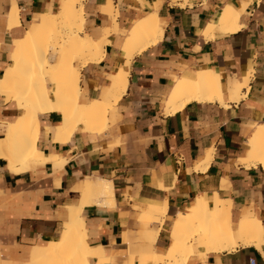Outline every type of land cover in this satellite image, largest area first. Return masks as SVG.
Returning a JSON list of instances; mask_svg holds the SVG:
<instances>
[{
    "label": "crops",
    "instance_id": "0c3cea01",
    "mask_svg": "<svg viewBox=\"0 0 264 264\" xmlns=\"http://www.w3.org/2000/svg\"><path fill=\"white\" fill-rule=\"evenodd\" d=\"M108 1L81 0L79 35L105 43L94 60L74 53L70 73L78 76L77 100L83 105L102 99L120 68L128 71L127 88L107 109L102 130H88L77 122L67 137L57 138L54 131L62 112L47 109L38 115L35 140L42 157L16 164L0 158V264H30L32 247L58 240L65 206L80 197L71 189L87 177L112 182L114 204H85L80 217L88 244L108 251L114 264L127 261L122 263L127 244L130 251L147 240L152 243L143 253L147 248L166 250L177 212L198 196L211 205L215 195L229 199L233 210L254 213L263 250L237 246L209 253L204 261L250 264L253 258L254 264H264V169L260 163L242 161L250 157L248 137L264 129V0H110L112 9L102 11ZM61 3L0 0V78L11 64L13 42L34 32L42 12L58 13ZM225 5L238 9L239 28L214 30L206 37L202 32L207 23ZM12 10L16 19L10 18ZM151 12L159 17L161 37L134 52L126 66L120 47L129 24ZM59 56L57 49H52L51 59L45 52L52 69ZM201 70L218 74L224 103L192 100L165 113L162 106L172 81ZM245 75L248 86L239 98L229 99V91ZM43 86L54 87L49 80ZM25 106L0 92V138ZM148 201H165V213L150 211ZM134 262L139 264L138 259ZM200 262L195 254L188 258V263Z\"/></svg>",
    "mask_w": 264,
    "mask_h": 264
},
{
    "label": "bare ground",
    "instance_id": "6f19581e",
    "mask_svg": "<svg viewBox=\"0 0 264 264\" xmlns=\"http://www.w3.org/2000/svg\"><path fill=\"white\" fill-rule=\"evenodd\" d=\"M111 9L110 0L105 6L102 5V11ZM10 18H17L15 10L10 12ZM82 19L81 0H62L58 13L42 12L34 22V32L25 34L22 40L14 41L11 46V64L0 78V92L22 100L26 104L25 107L20 108L18 117L11 122L5 135L0 138V158H6L11 164L34 160L42 155L35 147L39 132V113L47 109L61 110V124L54 131L57 138L67 137L73 132L77 122L85 123L88 130H99L105 124L107 109L127 88L128 71L120 68L112 75L111 84L103 92L102 99H94L87 105L78 102V76L70 73V58L74 53H79L84 59H97L103 52L105 43V40L102 44L101 40L92 41L87 35L83 37L79 35ZM238 22V9L225 5L216 15L215 21L207 23L202 33L207 37L212 36L214 30L224 33L234 31L240 26ZM70 23L75 26L71 24L68 29H64L68 32L72 31L70 37L68 35L66 37L68 39L65 38L61 43L62 45L64 42L70 43L67 49L64 48V52L58 47L60 45L58 39L53 40L54 45L51 49L56 51L58 47L62 53H58L60 56L55 68L52 69L46 62L45 50L41 48L50 38H59V34H64L65 31L60 33L59 28ZM161 34L156 12L134 18L120 47L125 56L124 64L129 66L134 55L133 50L136 49L135 52L139 53L155 43ZM56 43L59 45L57 46ZM47 80L53 83L52 89L44 88L43 84ZM248 80L249 76L245 75L235 91H229L228 98L231 100L239 98L242 89L248 86ZM170 86L171 90L162 106L163 111L168 114L182 109L192 100L223 102L218 74L210 70L198 71L192 77L175 78ZM109 98L112 99L111 102L107 101ZM29 103L34 105L29 106ZM247 142L251 146L250 157L242 161L260 163L264 169V129H257L248 137ZM48 156L46 158L50 160L51 157ZM52 160L51 158L50 161ZM71 190L79 193L80 197L65 206V212L61 215L62 236L58 240L48 241L46 246L32 247L30 264H114L108 251L101 250L98 245L88 244L80 217L81 208L85 204H114L112 182L100 177H87L84 181L75 184ZM86 195L88 199L80 204L78 200ZM230 202L229 199L215 195L214 201L209 205L204 198L198 196L185 211L177 212L170 227V243L166 250L155 252L152 248H147L139 255V264H194L188 263V258L193 254L201 259L198 264H208L204 258L209 253L230 251L237 246L254 245L262 251L260 221L248 209L233 210ZM147 207L154 213L164 214L167 205L165 201L150 203L148 201ZM189 235L192 239H189ZM126 249L128 252V244ZM130 256L124 264H135ZM90 259H93L92 263L89 262Z\"/></svg>",
    "mask_w": 264,
    "mask_h": 264
},
{
    "label": "rangeland",
    "instance_id": "374dc122",
    "mask_svg": "<svg viewBox=\"0 0 264 264\" xmlns=\"http://www.w3.org/2000/svg\"><path fill=\"white\" fill-rule=\"evenodd\" d=\"M71 24L72 23H70L68 26H63V28L61 27V28H59V29H61V32L60 33H63L65 30L64 29H68V27L69 26H71ZM72 26H75V24H72ZM72 30H74L73 28H72ZM63 31V32H62ZM66 32H68V31H65L64 32V34H66ZM72 32V31H71ZM71 32H68L67 34H66V36L64 35V34H59V38H50V40H47V43H45L44 45H43V47L41 48V50H45V52L47 53V57H48V59H51V52H52V45H54V41H57V39H58V43L60 44H58V43H56V45L58 46V47H60V49L62 48V51L64 52L65 51V49H67L68 47H69V45H70V43L69 42H64V44L62 45L61 43H63L62 41H64V39L68 36V37H70V33ZM65 37H64V36ZM72 35V34H71ZM63 36V37H62ZM63 39V40H62ZM66 39H68V38H66ZM54 40V41H53ZM61 40V41H60ZM68 43H69V45H68ZM51 44V45H50ZM58 47H57V53H60V49H58ZM65 48V49H64ZM136 50V49H135ZM135 50H133L134 52H135ZM59 51V52H58ZM62 51H61V53H62ZM60 53V54H61ZM77 62H80L81 60H76ZM32 105H34V103H32V104H30L29 103V106H32ZM36 110L38 109V106H37V102H36ZM86 199H88V197H87V195L86 196H82L79 200H78V202L81 204L82 202H84V201H86ZM155 228V227H154ZM170 229V228H169ZM150 231V230H149ZM131 233H132V235L133 236H135V234H134V232L133 231H131ZM191 235H189L188 237H189V239L191 238L190 237ZM188 239V238H187ZM192 239V238H191ZM170 240V239H169ZM150 243H152V241H143V242H141L140 243V245H138V243H135L134 244V246H133V248L130 250V251H128L127 252V250L126 251H124V254H125V258L123 259V262L122 263H124L128 258L127 257H129L130 255L129 254H131L132 256H130V257H132L134 260L135 259H138V262L140 263V260H139V255L140 254H143V250H144V247L146 246V245H148V244H150ZM153 244H154V242H153ZM239 244H240V240H239ZM238 245V244H237ZM128 255V256H127ZM90 263H92V262H90Z\"/></svg>",
    "mask_w": 264,
    "mask_h": 264
},
{
    "label": "built area",
    "instance_id": "2783aa9c",
    "mask_svg": "<svg viewBox=\"0 0 264 264\" xmlns=\"http://www.w3.org/2000/svg\"><path fill=\"white\" fill-rule=\"evenodd\" d=\"M249 262H250V264H254V263H255V260H254L253 258H251V259L249 260Z\"/></svg>",
    "mask_w": 264,
    "mask_h": 264
}]
</instances>
